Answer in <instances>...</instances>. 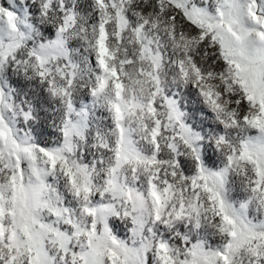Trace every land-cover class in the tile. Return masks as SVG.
I'll return each mask as SVG.
<instances>
[{
    "label": "snow or ice",
    "instance_id": "obj_1",
    "mask_svg": "<svg viewBox=\"0 0 264 264\" xmlns=\"http://www.w3.org/2000/svg\"><path fill=\"white\" fill-rule=\"evenodd\" d=\"M0 264H264V0H0Z\"/></svg>",
    "mask_w": 264,
    "mask_h": 264
}]
</instances>
